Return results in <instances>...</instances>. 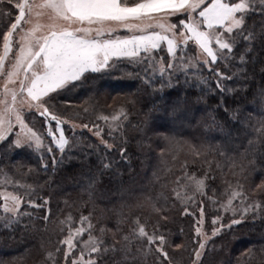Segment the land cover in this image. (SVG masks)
<instances>
[{"label":"trees","instance_id":"1","mask_svg":"<svg viewBox=\"0 0 264 264\" xmlns=\"http://www.w3.org/2000/svg\"><path fill=\"white\" fill-rule=\"evenodd\" d=\"M0 7L17 14L10 6ZM256 9L246 15L242 28L252 36L250 46L237 37L234 58L227 66L219 65L221 72L235 73L232 80L224 81L230 89L224 95L215 90V77L202 66L191 82L177 74L170 86L160 90L155 76V83L149 86L143 72L125 61L109 71L89 74L49 100L50 110L68 122L82 126L99 123L111 150L87 131L67 135L72 150L65 151L63 163L54 164L44 148L0 144V190L7 186L37 204L46 199L50 213L45 222V208L23 204L21 211L31 215L20 217L9 230V215L0 210V224L4 225L0 226V264H53L48 253L54 255L55 264H64L59 241L69 228L78 226L81 216L89 217L92 234L109 249L97 258V264H193L197 248L193 240H204L195 235V227L211 236L210 221L222 215L219 205L227 203L232 191L243 193L246 203L264 205V6L257 3ZM178 19L173 18L174 23ZM11 20L0 16V32L7 30ZM188 53L197 55L191 43ZM159 55L166 68L168 55ZM241 56L246 61L243 65L237 63ZM204 79L206 85L197 84ZM121 108L127 119L121 117L122 131L118 129L110 138L108 123L99 117H111ZM185 115L194 117L188 121L183 119ZM26 121L40 131L45 146L50 144L43 135L41 118L30 113ZM181 124L178 133L171 132L172 125ZM121 148L126 150L124 157ZM53 153L59 160L55 149ZM105 162L108 168L103 166ZM185 170L197 178L206 173L212 177L205 179L204 191L213 196L216 205L176 183ZM174 189L193 196L197 203L177 200ZM137 191L146 193L148 202L131 210L129 196ZM201 199L205 204L203 223L194 226V220L200 218ZM239 204V199L233 201L234 207ZM186 207L195 216L183 214ZM233 218L226 213L221 223ZM235 218H240L239 212ZM137 221L150 234L165 236L167 259L138 237ZM83 238L87 239V233ZM199 264H264V210L255 221L248 215L243 223L208 240Z\"/></svg>","mask_w":264,"mask_h":264},{"label":"snow or ice","instance_id":"2","mask_svg":"<svg viewBox=\"0 0 264 264\" xmlns=\"http://www.w3.org/2000/svg\"><path fill=\"white\" fill-rule=\"evenodd\" d=\"M257 3L264 6V0H43L42 3H36V0H0V6H10L17 13L13 16L11 11L0 7V16L12 18L7 30L0 32V77L4 78L3 90L0 91V142H7L17 149L28 147L39 150L43 146L54 164L63 163L65 151L72 150L64 127L68 121L50 110L49 100L68 86H75L87 79L89 74L109 71L125 61L143 72L144 82L149 86L155 83V76L160 81V90L170 86L172 77L177 74L182 75L186 82H191L202 66L203 70L215 77V90L224 95L230 91L224 81L232 80L235 73H223L219 65L227 66V61L234 58L232 53L237 37H243L250 46L252 36L250 33L245 34L242 28L246 15L257 11ZM44 10L53 19L62 21L63 25H52L47 33L40 32V35H37L40 25L22 29V25L30 22L26 16L31 18L34 12L38 16L43 15ZM169 17L179 19L176 23H169ZM120 31L128 34L122 36ZM189 42L197 52L195 57L188 53ZM161 52L168 55L166 68L162 63L164 57L159 55ZM237 63L243 65L246 61L241 56ZM189 72L193 75L189 76ZM207 83L206 79L197 80L198 85ZM10 84L12 88H9ZM24 105L43 120V135L50 140V144L45 146L41 135L25 122L22 114ZM121 117L127 119L123 108L111 117H99V120L108 123L110 138L118 129L122 131ZM118 121L121 123L117 124ZM68 126L74 133L77 126ZM82 127L99 138L105 149L111 150L112 144L103 138L104 128L99 123L91 126L84 124ZM53 149L59 154V160ZM125 151L124 148L120 149L121 157H124ZM41 166L47 170V164L42 163ZM103 166L108 168L109 164L105 162ZM209 178L212 177L207 173L204 178H197L194 173L189 174L185 170L184 176L177 177L176 183L181 188H191L205 196L210 204L216 205L213 196H207L204 191L205 179ZM173 192L174 197L182 203H197L193 196L186 193L182 195L175 189ZM237 199L240 204L233 207V201ZM0 201V210L9 215V230L12 224L19 222L20 217L31 215L21 211L22 204L28 208H45L43 219L47 222L49 218L46 199L37 204L33 200L2 191ZM246 201L247 197L243 193L232 191L227 203L220 204L218 211H229L234 218L225 224L221 223L222 215L213 217L210 221L213 226L211 236L203 234L200 227H195V235H204L206 238L203 241L193 240L197 244L193 264H199L208 240L243 223L248 215L255 221L264 210V205L259 202ZM198 207L200 218L194 220V226L203 223V199L199 201ZM237 211L240 218H235ZM183 214L195 216L187 207ZM93 227L89 217L81 216L78 226L69 228L67 235L59 241L64 249V264H97V258L109 250L104 247L102 239L92 234ZM100 231L102 233L103 229ZM86 233L87 239H84ZM137 235L167 259V252L163 250V234H150L139 225ZM47 258L55 264L52 253H48Z\"/></svg>","mask_w":264,"mask_h":264},{"label":"rangeland","instance_id":"3","mask_svg":"<svg viewBox=\"0 0 264 264\" xmlns=\"http://www.w3.org/2000/svg\"><path fill=\"white\" fill-rule=\"evenodd\" d=\"M42 2H43V0H36V3H42ZM173 18H175V17H169L168 18V22L169 23H174ZM26 19H30V22L28 24L22 25V29L23 30H28V29H31L32 27L36 26V25H40L41 26V29H40V31L37 32V35H40V32L47 33V31L49 30L50 26H52V25H63V22L62 21L53 19L52 16H50L48 14L47 10H44V14L43 15H39V16L36 14V12H34L31 18H28L26 16ZM152 23H154V22H152ZM153 30H158V29H148V31H153ZM21 34H23V31H21ZM119 34L123 36V35H127L128 33H126L125 31H120ZM137 34H139V33H137ZM189 43H191V42H189ZM13 51L14 52L16 51L15 46L13 48ZM5 68H6V70L8 69V62H6ZM3 85H4V78L3 77H0V91L3 90ZM12 87H13V85L10 84L9 85V88H12ZM9 99H10V97H9ZM18 99H19V97H18ZM17 107H19V105H17ZM30 113L31 114H34L32 111H28L27 110V105H24V108L22 109V114H23L24 120H25V122L27 124H28V122L26 121V118H27V115L30 114ZM193 117H194L193 115L192 116H188V117H186V115H185V116H183V119H187L188 121H190L191 119H193ZM68 124H72V125H76L77 126L76 129H75V132H77V131H87L88 133H91L87 129H83L82 125H78L76 123H71V122H68ZM68 124H66V126L64 125L65 132H66V136L69 135V133H72L73 132L69 128ZM28 126L30 128H32L37 134L40 133V131L36 130V128H34V126H32L31 124H28ZM180 127H182V124L179 125L178 127L172 125L171 126V132L172 133H178V131L180 130ZM39 135H41V134H39ZM41 137H42V135H41ZM9 138H11V137H9ZM42 140H43V144L45 145V140L43 139V137H42ZM2 143L3 142H0V144H2ZM43 148L44 147L42 146L41 149H43ZM161 164H163V163L161 162ZM160 168L161 167L158 164V166H157V168H155V170L158 171ZM2 191L11 192V193H13L15 195H18L14 191H12L9 188H7V186L3 187L0 190V192H2ZM140 193H142V194H140ZM148 197L149 196L146 195V193L143 194L142 191H137L136 193H134L131 196H129V199H130L129 200L130 201V207L129 208L131 210H133L134 208H138L140 206V204L143 205L144 202H148V200H147ZM0 203H2V201H0ZM22 206H23V204L21 205V207ZM237 212H239V211H237ZM226 213L232 214L229 211H224V212H222V215L224 216ZM202 236H203L204 239L206 238L204 235H202Z\"/></svg>","mask_w":264,"mask_h":264},{"label":"crops","instance_id":"4","mask_svg":"<svg viewBox=\"0 0 264 264\" xmlns=\"http://www.w3.org/2000/svg\"><path fill=\"white\" fill-rule=\"evenodd\" d=\"M159 15H162V14H159Z\"/></svg>","mask_w":264,"mask_h":264}]
</instances>
